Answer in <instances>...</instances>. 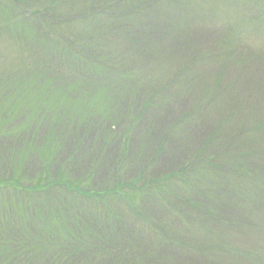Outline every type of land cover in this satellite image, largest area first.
<instances>
[{
    "label": "trees",
    "instance_id": "obj_1",
    "mask_svg": "<svg viewBox=\"0 0 264 264\" xmlns=\"http://www.w3.org/2000/svg\"><path fill=\"white\" fill-rule=\"evenodd\" d=\"M156 1L0 0V32L8 30L19 39L17 59L22 62L20 67L17 64L18 70L13 63L0 71V80L5 82L4 87L0 86V120L3 116L6 120L0 125V136L10 140L8 146L0 148V264H133L135 256L131 246L142 248L143 242L133 235L134 231L120 225L124 222L119 217L124 218L130 212L134 214V208L149 205L176 208L173 200L184 202L186 198L195 211L192 223L199 220V225L204 227L188 229L185 234L191 231L209 233L211 228L223 230L222 225H230L223 217L225 209L219 207V211H212L199 201L209 184H216L220 189L231 188L246 208L247 216L243 214L237 219V227L251 229L256 221L249 214L252 210L258 217L257 222H261L264 216V122L252 130L244 127L250 119L254 117L252 122H255L259 117L257 106L260 102L253 105L247 102L250 98L252 102L261 85L253 90L256 84L249 81L252 77L249 71L240 68L233 76L228 69L229 64L240 65L244 57L245 61L264 63V42L261 51H248L249 48L236 52V46L239 47L246 34L264 30V0H211L206 10L201 5L209 20L216 17L214 13L207 15L212 11L220 12L225 19L216 34L219 36L217 48L198 49L200 40L197 38L196 46L188 47L190 53L186 57L174 62L167 59L163 64L156 63L151 48L146 45L147 40L158 41L152 27L166 28L167 19L171 17L168 10L167 14L164 13L166 9L156 7ZM183 1L190 7L189 4H198L196 0H165L163 7H183ZM225 8L232 9V13L222 12ZM173 23L174 18L169 24ZM200 23L201 17L200 21H186L182 26L188 30L190 25L194 24V28ZM148 33H152L150 39ZM251 70L264 75V69ZM243 73L250 74L246 80L253 87L242 95L244 86L236 85L240 84L239 77ZM90 89L97 93L96 96L87 98L77 94ZM8 91L14 92L12 97L18 92L24 100L19 99L17 105H6L8 100L4 97ZM120 95H130L127 97L131 110L142 115L147 107L154 109L170 104L179 109L184 108L182 100H195L194 107L186 111L188 113L182 114L183 111L171 129L175 134L183 132L193 121L204 123L205 120L209 125L211 115L219 116L218 127L212 130L216 123L208 126L210 135L205 145L192 154L186 167L182 164L179 169L158 177L139 168L136 176L133 165L140 162L155 131L150 125V132L143 136L142 150L134 154L133 147L124 149L126 139L130 137L132 141L139 125L133 123L131 128L125 131L120 128V132L115 133L109 128L108 113L113 108H121ZM28 104L33 109L31 113ZM80 115L84 116L83 120H77ZM85 117L96 123L103 122L99 132L97 126L90 130L93 135L90 131L88 136L83 132L81 125L87 124L83 122ZM21 118L23 121L13 128L12 122ZM46 119H51V125L50 135L44 142L40 131ZM238 121L242 123L237 124ZM261 121H264V114ZM31 126L36 130L34 135ZM119 133L123 134L121 138ZM114 134L117 135L113 142L120 139L121 143L115 142V150H119L116 157H110V147L107 149L109 156L102 151L106 155H103L101 169L112 166L111 181L103 186L96 180L97 174H90L93 172L91 156L96 144H104ZM24 139L32 144L30 147L28 144L26 148H29L21 155ZM165 145L156 147L164 152ZM32 157L39 161H30ZM28 162L31 163L29 167ZM121 162L126 163L123 173L119 168ZM56 165L58 171L53 173ZM31 177L35 178L28 181L25 190L19 187L24 179ZM14 179V184L3 186ZM8 187L12 194L9 198L5 195ZM40 195L45 200L40 199ZM115 197L127 201L126 213L117 209L112 212L110 209L95 210L109 208L108 204ZM100 214L119 216L116 225L122 230L113 237H116V244L107 243L105 240L109 236L103 238L97 231L95 223ZM150 214L151 219L145 217L149 220L148 226H152L154 219L162 221L160 215ZM227 229L234 231L235 228L227 226ZM235 253L234 261L260 259L252 255V249ZM257 253L255 250L253 254Z\"/></svg>",
    "mask_w": 264,
    "mask_h": 264
},
{
    "label": "rangeland",
    "instance_id": "obj_2",
    "mask_svg": "<svg viewBox=\"0 0 264 264\" xmlns=\"http://www.w3.org/2000/svg\"><path fill=\"white\" fill-rule=\"evenodd\" d=\"M198 4H195L193 6L192 4L190 6H187L184 1L183 7H176V9L171 8L167 9L166 7H163L165 5V0H157L156 1V7L163 10L164 13H167L169 11L168 16L171 15L169 19H167V26L159 27L158 25H155L152 27V30L156 31V36L158 41H149L147 40L146 45L148 46V49L151 48L152 54L155 56L156 63L163 64L164 60L170 59L171 62L177 61L179 58L186 57L190 51L188 50V47H195V41L197 38L200 40V42L197 44L198 49H209V48H217L216 40L219 37L216 35L218 31H220V28H222V22L225 20L222 15L216 12H207V15H210L211 13H214L216 16L215 18H211L209 20L208 16H206L203 13V9L201 8V5L204 7V10L209 9V4L211 0H196ZM201 1H204L201 3ZM194 2V1H193ZM198 6V7H197ZM230 8L221 9L222 12H227L229 15L232 13V9L228 10ZM168 10V11H167ZM228 10V11H227ZM201 22L198 27H194L193 25H190V27L187 29L183 28V24L186 21H189L190 23L195 21ZM175 19V23L169 24V22H172V19ZM158 20V19H157ZM196 24V23H195ZM186 33V34H185ZM12 32H9L8 30H4L0 32V71L5 70L6 68L13 66H16V70H18L17 64L20 67L19 63L22 64L21 61H19V55L16 51V49H19V43L17 42L19 39L13 37ZM149 39L152 36V33H148ZM163 35H166L164 38V41H162ZM159 38V39H158ZM264 42V30L255 32L250 31L248 34L245 35V39H242L240 42V45L236 46V52L247 50L250 51L251 49L259 50L261 51L262 44ZM170 44V47H169ZM150 46V47H149ZM200 46V47H199ZM146 49V48H145ZM194 49V48H193ZM192 49V51H193ZM189 51V52H187ZM247 52V51H246ZM245 53H243L244 55ZM17 55V56H16ZM18 57V59H17ZM242 62L238 66H234L233 64H229V72L233 76L237 74V70L240 68H244L243 71H249L250 74H252L251 79L249 81L252 82V84H256L253 86H249V81L246 80L247 76H250V74L245 75L243 73L240 75V84L236 85L238 87L244 86V90L242 91V95L246 94L251 89L258 88L259 85H261V90L258 92L256 97L251 98L250 101L247 102L249 105H253L255 103L260 102V104L257 106L258 115L259 117L255 122H252L254 117L249 120V123L245 125V129L252 130L253 127L257 124H261L264 121H261L263 114H264V83L262 82V76L264 78V75H259L257 72H252L251 69L260 71L261 69H264V63L260 62V65L253 61H245ZM238 60V59H237ZM246 62H250L248 65ZM16 64V65H15ZM236 73V74H235ZM3 80H0V86H5V82L2 83ZM250 82V83H251ZM8 90L7 88H5ZM18 90V89H17ZM37 91V90H36ZM14 93V92H13ZM13 93H9L5 96L8 101L6 105H17L18 100H24V96L20 95L18 92H15L14 96L15 99L12 100ZM77 94L84 95L85 97H94L96 96V92L92 91V89L85 91L81 90ZM120 95V100L118 102H122L121 108L117 110L112 109L108 113V117L110 118V124L109 128H112L111 130H114V133L119 131L120 128H124V131L126 129L131 128L133 123L137 124L138 131H136V135L132 138V141H130V137L126 139V146L124 149L132 148L135 152H138V150H142L143 148H140L142 145V142L144 140V137L147 135V132H150L151 126H153V129L155 131V134L149 139L148 146L146 150L143 152L142 157L140 159V162L134 163L133 171L136 173L135 175H138L139 168H143L146 170V172H150L152 175H156V177L165 174L168 171H171L175 168L179 169L178 167L182 166L183 168L187 165L185 164L190 158L192 157V154L199 148H201L203 145H205V140L210 135V130L208 129V126H212V124L216 123L215 126H213L212 130H216L218 127L217 120L219 119V116L211 115L210 123L209 125L207 122L200 123V121H193L192 125H188L184 127V131L178 134H175L171 129L174 127L176 122L179 120V117L182 114H184L186 111H190L195 105V100L192 98L190 100L183 101L184 108L179 107H173V105L167 104L168 107H155L154 109L147 107V110L144 115L134 113L133 110H131V101L127 96L130 95ZM232 96V95H231ZM252 96V94H251ZM236 99L239 98V96H235ZM241 97V96H240ZM3 98V99H4ZM234 98V95L232 96V99ZM3 99L1 100V103H3ZM1 105V104H0ZM146 106V105H145ZM28 112L31 113V110H33L29 104L27 106ZM117 110V111H116ZM26 111V108L24 109ZM84 111H87L85 109ZM188 113V112H186ZM117 114V115H116ZM91 115V114H89ZM207 115L206 117H208ZM84 116L80 115L79 119L83 120ZM26 119V117H25ZM138 119H141L139 121ZM100 120V119H99ZM233 122V117L231 119ZM243 122V119H239ZM23 121V118H21L19 121L12 122V127L15 128L16 125H19ZM51 119H46L44 122L43 130L40 131V136H42L44 142L50 135V123ZM107 121V120H106ZM105 121V122H106ZM235 121V120H234ZM241 121H238L237 124L242 123ZM245 121V120H244ZM4 122H6L5 117L3 116V119L0 120V125H4ZM84 123L81 125V128L84 127L85 134H87L88 131L91 130V128H95L97 126L98 132L100 130V125L103 122L98 121L96 123L95 120L92 118L89 119V117H85ZM90 124H89V123ZM140 122V123H139ZM78 124V121L77 123ZM122 124V125H121ZM121 125V126H119ZM227 126H230L228 124ZM226 126V127H227ZM243 125H240L241 127ZM32 129V134L34 135L36 133V130L33 126L30 127ZM149 130V131H148ZM123 131V132H124ZM120 132V131H119ZM152 132V131H151ZM213 132V131H212ZM2 133V131H0ZM90 135H93L90 131ZM117 135V134H116ZM116 135H113V138L104 144H96L94 147V153L91 156L93 159L92 162V170L90 171L91 175H96V180L101 183V185L105 186L106 183L110 182L111 176H112V166L109 165V167L102 166V159L104 158L103 155H106L108 147H110V157H116L119 150H115V142L121 143L120 139L117 141L114 140ZM10 134H8V137ZM25 136V133H24ZM88 136V134H87ZM119 136H123L119 133ZM144 136V137H143ZM3 136H0V148H2V145L8 146L10 143L9 139L3 140ZM94 138H92L93 140ZM3 140V141H2ZM15 143L16 140L12 139ZM243 140V139H241ZM88 141V140H87ZM105 141V140H104ZM122 141V140H121ZM23 143V148L21 149V155L23 151L28 149L32 143H29V141H26V139L21 141ZM41 142V141H40ZM89 142V141H88ZM132 143V146L129 143ZM113 143V144H112ZM165 143V151L160 152L156 146L161 145ZM27 144V145H26ZM26 148V146H28ZM43 144V141L41 142V145ZM100 145L99 147H97ZM122 146V144H121ZM103 147V149H102ZM115 152L113 153V151ZM157 150V151H156ZM102 151L106 152V154H102ZM44 152V150H43ZM108 155V154H107ZM160 155V156H159ZM109 156V155H108ZM210 156V155H208ZM42 157H44V154H42ZM30 161H39L38 158L32 157ZM61 161H63L61 159ZM156 161V162H155ZM30 162L27 163V167L30 166ZM193 167H195L196 163H192ZM186 165V166H185ZM201 165V164H200ZM199 165V166H200ZM126 166V163H120L119 168L120 171L123 173ZM136 166V167H135ZM59 166L56 165L54 167L53 173L57 172V168ZM101 169V170H100ZM191 169V168H190ZM32 175H34L33 171H30ZM35 177H31L30 180L24 179L22 187L25 190V187L28 185V181L33 180ZM15 183V179L3 183L5 185H12ZM208 183V182H206ZM226 187V186H225ZM222 187L217 188L216 184H209L207 187H205V192H202L200 195V203L207 207L209 210L212 209V211H219V207H223L225 211H223V217L225 218V221L227 223H230V225H222L224 226L223 230L216 229H210L209 233H206L205 231L201 232H188L185 234V231L188 229H197V227H204L200 226V221L196 220L192 223V216L194 214V210L191 208L192 204L191 202L187 201L188 199H184L186 201H174L173 204L176 208L173 207H164L159 206L158 207H151L152 205H149L148 207L144 208H134V214L132 212L126 213L128 210V205L125 203L127 202L123 197H115L116 199L110 201L108 204L109 208H96L95 210H104V209H110L112 212L113 209H117V211L121 213H126L123 217H119L118 215H110L106 214V217L104 215H99L98 220L95 224H97L98 228L97 231L101 232V237L109 236L105 241L111 245V242L113 244H116V237L115 234L118 231L122 230L121 226L116 225L119 220H123L124 223L121 222L120 225L124 226L127 230L134 231L133 235L135 237L139 238L143 242L142 248L140 246L132 245L131 248L133 249V255L135 256V261L137 264H151L152 261H154L153 264H264V216L261 219V222L258 221L257 215H255L254 210L251 211L250 216L252 219L256 220L254 222V225L251 226V229L249 228H239L237 227V219L241 217L243 214L247 216L246 208L242 207L241 202L237 200L235 197L233 190L231 188H225ZM110 188V187H109ZM11 188L8 187V189L5 192V195L7 198H9L12 194L9 193V190ZM124 190V189H123ZM13 191V190H12ZM51 196V195H50ZM193 196V195H192ZM54 197V196H51ZM1 199V194H0ZM40 199L45 200V197L43 195H40ZM110 200V198H109ZM108 200V201H109ZM186 202V203H185ZM192 203L196 205V201L192 200ZM1 205V203H0ZM162 208V209H161ZM152 213L153 215H156L158 217L159 215L162 218V221L159 220V218L154 219L151 221L152 226H148L149 220L146 218H152L150 216ZM220 212H218L219 214ZM104 214V213H103ZM177 214V215H176ZM130 215L131 218L129 217ZM146 217V218H145ZM165 219V220H164ZM131 220V221H129ZM234 224V225H232ZM227 226H234V231H230L227 229ZM123 228V229H124ZM209 228V227H208ZM215 228V227H214ZM222 228V227H221ZM249 230V231H248ZM24 231V230H23ZM136 233V234H135ZM111 238V240H110ZM247 242L250 244V247H248ZM262 244V245H260ZM200 247V249H199ZM256 250L258 253L253 254L254 256L259 257L260 259L253 261V258H245L240 261H234L235 258H237L236 251L238 250ZM157 252L156 254L153 253ZM251 254V253H248ZM158 261V263H157ZM130 263V261H128ZM133 263V264H134ZM124 264V263H119Z\"/></svg>",
    "mask_w": 264,
    "mask_h": 264
}]
</instances>
